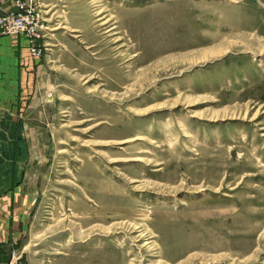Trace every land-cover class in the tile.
<instances>
[{"label": "rangeland", "instance_id": "374dc122", "mask_svg": "<svg viewBox=\"0 0 264 264\" xmlns=\"http://www.w3.org/2000/svg\"><path fill=\"white\" fill-rule=\"evenodd\" d=\"M32 1L45 52L8 109L32 205L1 253L264 264V0Z\"/></svg>", "mask_w": 264, "mask_h": 264}, {"label": "crops", "instance_id": "0c3cea01", "mask_svg": "<svg viewBox=\"0 0 264 264\" xmlns=\"http://www.w3.org/2000/svg\"><path fill=\"white\" fill-rule=\"evenodd\" d=\"M16 1L0 0V15L14 12ZM36 65L24 35L0 34V248L19 240L20 226L26 210L32 205L19 189L14 152L18 115L8 109L30 87ZM9 259L10 254L0 251V264H8Z\"/></svg>", "mask_w": 264, "mask_h": 264}, {"label": "built area", "instance_id": "2783aa9c", "mask_svg": "<svg viewBox=\"0 0 264 264\" xmlns=\"http://www.w3.org/2000/svg\"><path fill=\"white\" fill-rule=\"evenodd\" d=\"M36 9L32 0H17L14 12L0 15V34L24 35L28 40L30 56L39 59L45 52L42 39L47 26ZM8 264H21V262L18 258H13Z\"/></svg>", "mask_w": 264, "mask_h": 264}, {"label": "bare ground", "instance_id": "6f19581e", "mask_svg": "<svg viewBox=\"0 0 264 264\" xmlns=\"http://www.w3.org/2000/svg\"><path fill=\"white\" fill-rule=\"evenodd\" d=\"M100 15V14H99ZM113 30V29H112ZM141 239H143L144 238V236L143 235H141V236H139Z\"/></svg>", "mask_w": 264, "mask_h": 264}]
</instances>
